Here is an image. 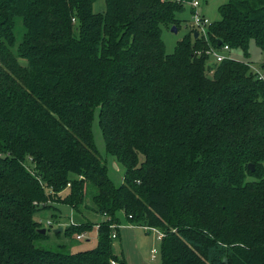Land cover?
Instances as JSON below:
<instances>
[{"label":"trees","instance_id":"1","mask_svg":"<svg viewBox=\"0 0 264 264\" xmlns=\"http://www.w3.org/2000/svg\"><path fill=\"white\" fill-rule=\"evenodd\" d=\"M96 1L0 0V264H127L111 252L119 212L162 233L161 264H264V79L205 53L264 51V0H228L171 53L161 27L190 0ZM53 201L107 215L65 231L96 225L94 248L38 244Z\"/></svg>","mask_w":264,"mask_h":264},{"label":"rangeland","instance_id":"2","mask_svg":"<svg viewBox=\"0 0 264 264\" xmlns=\"http://www.w3.org/2000/svg\"><path fill=\"white\" fill-rule=\"evenodd\" d=\"M197 1L198 5L192 7V2ZM228 0H190L184 2L183 9L176 13V17L181 20L178 25L162 26V38L167 53L174 51L176 42L181 39L186 32L195 24V15L205 17L209 22L220 19L218 7ZM105 0H97L93 4V10L105 9ZM195 12V13H194ZM175 28V30L173 29ZM195 30H198L195 28ZM22 27L18 25L17 33L21 36ZM229 55L237 60L247 61L253 68L258 69L259 64L264 61V51H262L253 41L249 45V56L245 57L239 49H231ZM214 62V58L209 56L208 65ZM211 76V73H209ZM95 145L103 162L107 165V176L115 185H120L123 181L125 168L105 149L104 139L98 126L97 112L92 123ZM89 203L90 201L87 200ZM35 219L46 229V237L38 244L45 248L58 249L59 245L65 244L71 252L89 250L97 245L96 225L91 230L84 231L81 238H77L76 232L65 234L71 223L91 220L99 222L106 219L107 215L92 213L90 208L80 206L75 211L69 204L52 202L51 207L40 209L34 215ZM119 224L114 230L117 237L113 238L111 252L119 259L125 260L127 264H161L160 258V232L156 228H148L144 225H136L126 220L124 213L119 212ZM62 227V231L55 233L54 229ZM117 229V230H116ZM62 248V247H61ZM63 249V248H62Z\"/></svg>","mask_w":264,"mask_h":264},{"label":"built area","instance_id":"3","mask_svg":"<svg viewBox=\"0 0 264 264\" xmlns=\"http://www.w3.org/2000/svg\"><path fill=\"white\" fill-rule=\"evenodd\" d=\"M197 5H198L197 1L192 2V7L193 8L196 7ZM209 24H210V22L205 17L197 15V14L195 15V24H194L193 27L198 29V30H196L198 35L203 36L205 39L207 37L206 29H207V26ZM230 50L231 49L228 47V45L224 44V45L220 46L219 48L213 47V46H209V48L206 50L205 53L208 56H212L214 58L215 62H219V61H221L223 59L232 58L229 55V51ZM249 66L251 67L252 70H254L257 73V75H258V77L260 79H264V74L261 71H259L256 68H253L250 64H249ZM106 219H108V217ZM111 227L113 228V232L111 234V237L112 238H116L117 237V233H116V231L114 229L117 228V225L114 224V225H111ZM81 237H82V234L77 235V238H81ZM161 237H162V233L160 232L159 238H161ZM111 264H119V263L117 261L112 260Z\"/></svg>","mask_w":264,"mask_h":264},{"label":"water","instance_id":"4","mask_svg":"<svg viewBox=\"0 0 264 264\" xmlns=\"http://www.w3.org/2000/svg\"><path fill=\"white\" fill-rule=\"evenodd\" d=\"M173 29L175 30V28H173ZM197 36H198V33H197V31H196V32H195V37H197ZM249 167H250L252 170L254 169V166H253L252 164H249ZM60 231H62V227H59V228H57V229H54V232H55V233L60 232ZM38 232L44 234V233H46V229H45V228L38 229Z\"/></svg>","mask_w":264,"mask_h":264},{"label":"crops","instance_id":"5","mask_svg":"<svg viewBox=\"0 0 264 264\" xmlns=\"http://www.w3.org/2000/svg\"><path fill=\"white\" fill-rule=\"evenodd\" d=\"M118 229V228H117ZM159 237V236H158Z\"/></svg>","mask_w":264,"mask_h":264}]
</instances>
